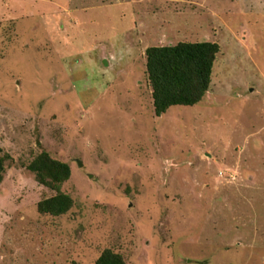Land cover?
Wrapping results in <instances>:
<instances>
[{
  "label": "rangeland",
  "instance_id": "rangeland-1",
  "mask_svg": "<svg viewBox=\"0 0 264 264\" xmlns=\"http://www.w3.org/2000/svg\"><path fill=\"white\" fill-rule=\"evenodd\" d=\"M184 42L209 92L157 117L146 51ZM0 148V264H264V0H0Z\"/></svg>",
  "mask_w": 264,
  "mask_h": 264
},
{
  "label": "trees",
  "instance_id": "trees-1",
  "mask_svg": "<svg viewBox=\"0 0 264 264\" xmlns=\"http://www.w3.org/2000/svg\"><path fill=\"white\" fill-rule=\"evenodd\" d=\"M220 47L212 42L179 43L176 46L151 47L146 51L147 72L153 90L157 117L174 107H193L200 104L209 92L212 74ZM5 156L0 148V180L5 172ZM37 181L56 192L38 205L42 215L62 216L74 206L73 199L61 192V186L70 179L68 164L41 153L28 166ZM96 264H126L124 258L106 250Z\"/></svg>",
  "mask_w": 264,
  "mask_h": 264
},
{
  "label": "water",
  "instance_id": "water-1",
  "mask_svg": "<svg viewBox=\"0 0 264 264\" xmlns=\"http://www.w3.org/2000/svg\"><path fill=\"white\" fill-rule=\"evenodd\" d=\"M80 166H82V163H80Z\"/></svg>",
  "mask_w": 264,
  "mask_h": 264
}]
</instances>
